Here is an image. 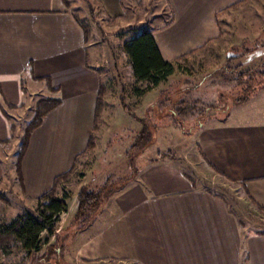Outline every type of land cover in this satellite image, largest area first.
Masks as SVG:
<instances>
[{"label":"crops","instance_id":"0c3cea01","mask_svg":"<svg viewBox=\"0 0 264 264\" xmlns=\"http://www.w3.org/2000/svg\"><path fill=\"white\" fill-rule=\"evenodd\" d=\"M250 1L167 0L171 22L154 33L160 55L177 62L209 46L220 35L219 15ZM97 2L107 18L122 14V0ZM79 20L61 0H0V145L14 139L9 119L15 110L8 107H24L33 94L44 90L46 98L59 101L31 133L20 163L19 189L28 200L45 195L57 177L73 170L91 136L101 81L88 62ZM254 72L251 81V72L244 74V86L253 87L256 77L264 79L260 71ZM262 83L230 108L208 110L199 120L180 123L189 129L204 163L241 185L254 208L264 213ZM164 85L136 91L142 115L171 110L162 102ZM140 163L138 172L108 200L100 215L72 236L66 261L264 264V231H242L226 202L196 186L172 160L142 155Z\"/></svg>","mask_w":264,"mask_h":264},{"label":"rangeland","instance_id":"374dc122","mask_svg":"<svg viewBox=\"0 0 264 264\" xmlns=\"http://www.w3.org/2000/svg\"><path fill=\"white\" fill-rule=\"evenodd\" d=\"M66 1L68 6L64 7L88 26V62L100 76L103 87L99 117H94L89 138L93 143L78 157L67 179L56 188L59 198L64 193L68 195L67 210L55 220L57 236L53 238L42 232L39 236L42 253L30 258L19 242L0 248V264H71L69 258L65 260L68 242L78 230L92 223L106 208L108 200L138 172L142 155L175 162L196 186L226 202L242 231L248 234L264 231V213L254 208L241 185L217 175L204 163L189 129L180 123L192 118L199 120L208 110L230 108L251 88L261 82L264 85L261 77L255 78L253 87L235 84L243 70L249 69L253 75L254 70L264 73V0H252L220 14L218 38L188 58L176 59L179 69L170 78L171 83L169 80L162 88V102L171 110L157 116L156 110L146 115L140 113V100L135 94L142 91L144 85L135 82L122 47L144 26L156 33L170 24L167 0H124L122 14L115 19L109 18L112 21L107 20L97 0ZM256 30L260 35L254 34ZM243 61L249 64L238 68ZM42 92L33 94L23 108L10 112L14 139L0 145L3 174L0 179V228L18 216L36 217L38 207L48 203L43 200L38 204L37 200L24 197L14 167L23 128L31 119L36 102L46 98L45 90ZM175 94L178 97L173 100ZM172 109L173 115L170 114ZM180 109L187 113L184 111L182 115L178 112ZM144 128L146 131L140 136ZM82 187L88 192H99V203L94 213L73 225L77 194ZM63 252L64 259L61 258Z\"/></svg>","mask_w":264,"mask_h":264},{"label":"trees","instance_id":"16d2710c","mask_svg":"<svg viewBox=\"0 0 264 264\" xmlns=\"http://www.w3.org/2000/svg\"><path fill=\"white\" fill-rule=\"evenodd\" d=\"M61 1L64 3V5L68 6L66 0ZM121 3L124 6V0H122ZM76 19L78 20L77 17ZM107 20L112 21L109 18H107ZM80 26L84 31L87 41L90 34L88 26L83 23H80ZM154 33V30H151L148 26H144L133 38H131V40L126 42L122 47L123 52L129 59L132 75L135 82L144 85L143 92L153 90L155 88H158L162 84H166L179 69V64L177 62L165 61L162 58L157 47ZM241 67V64H239L238 68ZM246 73L250 74V70L247 69L246 71L240 72L235 79V84H243L242 79L244 77V74ZM260 74L264 73L260 72ZM252 75L253 74L249 75L250 80L248 81H251ZM45 82L47 87L50 89V92L54 93V90L50 88V82L46 79ZM102 97L103 87L101 86L95 111L96 119L99 117V107ZM58 104L59 101L54 98H44L38 100L36 102L31 119L23 128L14 164L15 171L21 186L22 183L19 167L27 149L29 137L31 133L42 124V121L47 113L55 108ZM8 108L10 110H17L23 108V105L19 107ZM184 111V109H180L178 112L184 115V113L186 112ZM11 130L13 133V127ZM145 131V128L142 129V131L140 132V136H142ZM10 140L4 141L1 144H8ZM92 143L93 140L90 139L87 147L89 148V145L91 146ZM66 179L67 174L57 177L54 181L53 188L45 195L37 199L38 204L43 200H47L48 203L40 205L38 207L36 217H32L29 215L18 216L9 224L1 226L0 248H8L13 243L19 242V244L27 251L28 258L37 256L38 254L42 253L43 249L39 239L40 234L45 231L49 235L53 236V238H55L57 236L55 220L60 213L67 210V193H64L62 198H59L56 190L57 186H59ZM99 194V192L94 191L88 192L83 187L81 188V190H79L77 194L78 207L75 217L72 220L73 225L79 223V221L85 216L95 212V209L97 208L99 203ZM61 255V258L63 259L64 252Z\"/></svg>","mask_w":264,"mask_h":264}]
</instances>
